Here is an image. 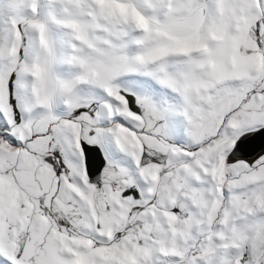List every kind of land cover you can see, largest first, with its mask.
I'll return each mask as SVG.
<instances>
[{"label":"snow or ice","instance_id":"1","mask_svg":"<svg viewBox=\"0 0 264 264\" xmlns=\"http://www.w3.org/2000/svg\"><path fill=\"white\" fill-rule=\"evenodd\" d=\"M0 264H264V0H0Z\"/></svg>","mask_w":264,"mask_h":264}]
</instances>
